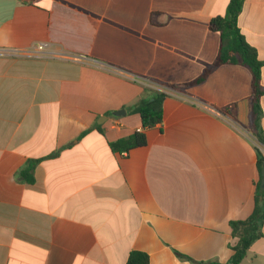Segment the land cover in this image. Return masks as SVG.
<instances>
[{"label": "crops", "instance_id": "obj_1", "mask_svg": "<svg viewBox=\"0 0 264 264\" xmlns=\"http://www.w3.org/2000/svg\"><path fill=\"white\" fill-rule=\"evenodd\" d=\"M229 1L0 0V264L230 260L229 223L252 214L259 181L250 72L225 64L169 87L213 64L210 22ZM238 27L264 62V0H244ZM146 91L169 95L161 125L113 153L142 129L128 108ZM240 264H264V237Z\"/></svg>", "mask_w": 264, "mask_h": 264}, {"label": "trees", "instance_id": "obj_2", "mask_svg": "<svg viewBox=\"0 0 264 264\" xmlns=\"http://www.w3.org/2000/svg\"><path fill=\"white\" fill-rule=\"evenodd\" d=\"M243 4L244 0H230L227 15L225 17H215L211 20L210 29L219 33L221 37V46L213 64L205 69L194 81L183 85L170 84L169 87L183 90L202 84L214 69L221 65L232 64L245 66L251 75L250 108L252 121L250 131L257 142L260 145H264V136L261 130L263 116L261 98L264 96V88L262 87L261 80L264 62L259 60L256 49L246 41L238 27V16L243 8ZM168 96L167 93L162 91L144 92L140 99L128 108L130 114H138L140 116L142 129L135 131L128 137L110 142L109 147L111 151L113 153L128 154L131 150L146 146V131L161 125L163 121V102ZM221 111L233 116L228 108H223ZM94 128L102 132L99 126L96 125ZM89 130L85 131L81 136H84ZM256 152L259 181L256 185L254 210L248 218L231 221L229 223L232 236L237 238V243L231 247L233 255L230 260L227 263L196 261L189 256L175 251L176 256L180 260L189 261L192 264H240L246 258L253 243L264 237L262 231L264 225V189H262L260 184L264 156L257 147ZM59 153L60 151H56L47 157L30 161L21 171L24 180L28 183H33L35 181L33 173L37 162L55 157ZM126 264H150V258L147 253L134 250L130 252Z\"/></svg>", "mask_w": 264, "mask_h": 264}, {"label": "water", "instance_id": "obj_3", "mask_svg": "<svg viewBox=\"0 0 264 264\" xmlns=\"http://www.w3.org/2000/svg\"><path fill=\"white\" fill-rule=\"evenodd\" d=\"M126 114V111L125 110H119V111H115L113 113L114 116H117V117H121V116H124ZM261 187L262 189H264V165H263V169L261 171Z\"/></svg>", "mask_w": 264, "mask_h": 264}, {"label": "built area", "instance_id": "obj_4", "mask_svg": "<svg viewBox=\"0 0 264 264\" xmlns=\"http://www.w3.org/2000/svg\"><path fill=\"white\" fill-rule=\"evenodd\" d=\"M38 49L42 51L44 49V47L42 45H40ZM64 58H66V59H73V60H80L82 57L65 55ZM257 148L261 151V153L264 156V145H260Z\"/></svg>", "mask_w": 264, "mask_h": 264}]
</instances>
